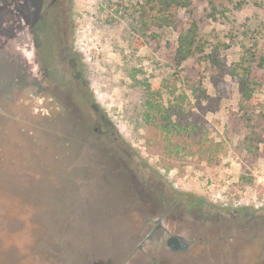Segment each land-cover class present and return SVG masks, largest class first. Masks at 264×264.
<instances>
[{"label":"rangeland","instance_id":"obj_1","mask_svg":"<svg viewBox=\"0 0 264 264\" xmlns=\"http://www.w3.org/2000/svg\"><path fill=\"white\" fill-rule=\"evenodd\" d=\"M64 5L62 58L53 20L26 24L36 0H0V209L22 230L16 236L24 233L23 264H173L165 260L173 255L210 264L207 252L192 259L209 237L206 224L191 226L193 215H264V0H194L173 12L181 24L193 17L205 41L203 54L180 66L171 59L177 32L149 25L145 14L156 13L146 0ZM54 14L52 6L46 16ZM68 92L82 118L117 137L130 170L107 163L87 137L94 131L67 109ZM147 191L154 206L139 201ZM176 233L188 249L172 254L165 240ZM257 250L244 251V264ZM12 257L0 252V264Z\"/></svg>","mask_w":264,"mask_h":264},{"label":"flooded vegetation","instance_id":"obj_2","mask_svg":"<svg viewBox=\"0 0 264 264\" xmlns=\"http://www.w3.org/2000/svg\"><path fill=\"white\" fill-rule=\"evenodd\" d=\"M65 0H36L38 6L35 9L33 6L30 7V10L27 9L26 13V24L28 25L30 22L37 26L38 23H42L43 21L46 23V21H49L51 19L55 22L56 28L54 30L57 32V51L60 52L62 58L66 57L69 51L68 41H67V34L65 30ZM52 6L54 7L55 14L53 17H47L46 14L49 13V9L51 10ZM34 8V9H33ZM32 9V10H31ZM49 18V19H48ZM24 21V18H23ZM38 27V26H37ZM51 28V26H50ZM42 28L39 29V43L45 44V42H42ZM46 45V44H45ZM51 46V45H50ZM72 88V87H71ZM78 94V98L84 100L85 102H89L90 99L88 96L83 95L78 92V89L76 90ZM69 93L72 94V92H68L67 95H65V99L67 100V109L70 112H73L72 114L76 116V120L80 123V119L82 118V110L79 104H77V101L74 100V97L70 96ZM76 96V95H75ZM77 98V97H75ZM75 111V112H74ZM78 112V113H77ZM81 126H83L84 129H86L88 132L94 131L95 134H88L87 137L92 141V143H97L101 145L102 153L103 155L107 156V163L111 167H116L119 164L126 170L129 169L127 163L120 155L117 154L116 151V136L111 134H105L103 131H101L99 128L94 127V122L90 123L88 120H85L84 118L81 119ZM130 170V169H129ZM125 178L128 180V177L125 175V173H121ZM132 190V189H131ZM133 194L134 190L132 191ZM152 192V190H151ZM147 191L144 193H141V195H147L149 199L144 202L143 197L139 196V201H141V205H150V207L154 204V200L152 198L153 194ZM156 194V193H155ZM157 196V195H156ZM132 199L134 197L132 196ZM131 200V199H130ZM135 200V199H134ZM159 207H162V204L158 205ZM163 217H167L166 215ZM202 216L193 215V220H191V226L193 228H202V225L207 226L209 229V237L206 238V241H201L204 243H208V246L205 245L202 248L194 247V251L192 252V259L197 254H202L207 252L209 255L210 264H244V255L245 250L247 248L255 247L257 248V259H255V262L253 264H264V215H255L251 214L247 216L246 220H237L236 215H231L229 217L224 215H215L212 217H209V221L199 222L198 219H201ZM208 218V217H206ZM150 218H148L149 220ZM160 223L156 222V228H160ZM247 231L249 233L248 238L243 237V232ZM170 237H175L178 239V241L181 243V246L179 248L173 249L168 244L167 241ZM165 243L167 245V248L173 253L178 252H184L188 249V243L185 241V239L179 235L176 234H170L167 236ZM222 244L220 247L212 246V244ZM260 243V246H259ZM247 255V253H246ZM177 256H171V258L165 259L166 261H171L173 264H182L178 259H176Z\"/></svg>","mask_w":264,"mask_h":264},{"label":"trees","instance_id":"obj_3","mask_svg":"<svg viewBox=\"0 0 264 264\" xmlns=\"http://www.w3.org/2000/svg\"><path fill=\"white\" fill-rule=\"evenodd\" d=\"M193 1L194 0H146L149 10H155V13L157 14L152 16L153 20H150L151 16L145 14L148 18L149 25L155 21L154 23H157V25L171 26L177 32L175 46L171 58L175 66H180L184 61L190 58L200 57L204 52L205 41L200 36L197 21L189 15L188 20L181 24L174 20V15L172 14L179 9L189 10L190 6L193 4ZM208 58L211 64L219 63L218 58H216L214 55H208ZM238 80L241 98L243 101H248L251 98V91L246 82L247 78L243 80V77H240ZM198 91L202 92L200 88H198ZM243 101H241V105H243ZM146 102V105L149 109L156 110L155 115L164 117V110L161 104H157L151 100H147ZM186 128L188 127H183L182 129L186 130ZM1 206L3 205H0V207ZM2 215L6 217V220L3 226L0 228V252L3 254L6 251H13V257L7 264H23L27 261L26 257H28V253L25 250H28V244L25 242H17V240L18 238L20 239L24 233H17L16 236L14 232H19L22 230H19V228L15 225L16 221L11 220L9 217L10 213H4V211H1L0 209V217ZM4 248L6 249L3 250ZM38 252L43 256L46 254L40 249ZM23 257L25 259H23ZM32 259L35 261L34 257Z\"/></svg>","mask_w":264,"mask_h":264},{"label":"water","instance_id":"obj_4","mask_svg":"<svg viewBox=\"0 0 264 264\" xmlns=\"http://www.w3.org/2000/svg\"><path fill=\"white\" fill-rule=\"evenodd\" d=\"M167 244L173 249L179 248L181 246V243L175 237H170L167 241Z\"/></svg>","mask_w":264,"mask_h":264}]
</instances>
